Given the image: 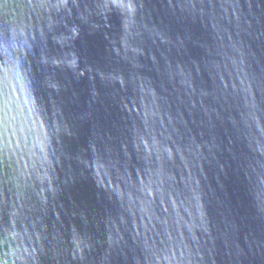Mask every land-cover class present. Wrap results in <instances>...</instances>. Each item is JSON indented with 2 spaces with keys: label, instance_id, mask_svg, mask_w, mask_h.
<instances>
[{
  "label": "water",
  "instance_id": "obj_1",
  "mask_svg": "<svg viewBox=\"0 0 264 264\" xmlns=\"http://www.w3.org/2000/svg\"><path fill=\"white\" fill-rule=\"evenodd\" d=\"M0 264H264V0H0Z\"/></svg>",
  "mask_w": 264,
  "mask_h": 264
}]
</instances>
